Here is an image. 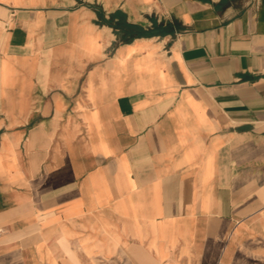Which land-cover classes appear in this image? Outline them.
I'll return each mask as SVG.
<instances>
[{
    "label": "crops",
    "instance_id": "1",
    "mask_svg": "<svg viewBox=\"0 0 264 264\" xmlns=\"http://www.w3.org/2000/svg\"><path fill=\"white\" fill-rule=\"evenodd\" d=\"M0 264H264V0H0Z\"/></svg>",
    "mask_w": 264,
    "mask_h": 264
},
{
    "label": "trees",
    "instance_id": "2",
    "mask_svg": "<svg viewBox=\"0 0 264 264\" xmlns=\"http://www.w3.org/2000/svg\"><path fill=\"white\" fill-rule=\"evenodd\" d=\"M116 16H118V19L116 21H113ZM108 22L111 24L112 27L119 30L121 34V41L123 42H128L134 37L144 35L141 28L134 24L128 23L125 19V16L120 12L111 15V18Z\"/></svg>",
    "mask_w": 264,
    "mask_h": 264
},
{
    "label": "rangeland",
    "instance_id": "3",
    "mask_svg": "<svg viewBox=\"0 0 264 264\" xmlns=\"http://www.w3.org/2000/svg\"><path fill=\"white\" fill-rule=\"evenodd\" d=\"M118 19V16H116V18L113 21H116ZM114 28V27H113ZM115 29V28H114ZM117 30V29H116ZM117 32L119 33V38L121 39V34L119 32V30H117Z\"/></svg>",
    "mask_w": 264,
    "mask_h": 264
}]
</instances>
